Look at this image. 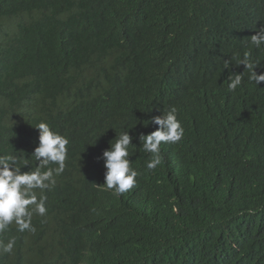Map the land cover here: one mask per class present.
I'll list each match as a JSON object with an SVG mask.
<instances>
[{
	"label": "trees",
	"instance_id": "trees-1",
	"mask_svg": "<svg viewBox=\"0 0 264 264\" xmlns=\"http://www.w3.org/2000/svg\"><path fill=\"white\" fill-rule=\"evenodd\" d=\"M262 26L264 0H0V152L35 167L41 120L70 141L0 264H264V89L227 88L245 51L264 73ZM170 106L185 134L150 171L139 134ZM126 127L141 175L117 196L100 157Z\"/></svg>",
	"mask_w": 264,
	"mask_h": 264
},
{
	"label": "clouds",
	"instance_id": "clouds-1",
	"mask_svg": "<svg viewBox=\"0 0 264 264\" xmlns=\"http://www.w3.org/2000/svg\"><path fill=\"white\" fill-rule=\"evenodd\" d=\"M249 47L256 49L264 48V26L249 38ZM260 60H253L250 51H245L243 58L237 60L236 65H244L243 74L230 73L228 79V91L235 92L244 83L245 73L248 80L253 82L259 89L264 82V73L257 74ZM224 68H230V61L224 62ZM162 114L152 118V123L158 125L157 130L139 134L140 149L151 154L146 162L147 170H155L162 163V143L177 144L185 134V128L179 119L177 107H164ZM39 130V143L31 154V159L36 161L35 167L28 171L23 169L30 165L23 157L12 152H0V235L6 234L14 224L19 233H35L33 225L34 216L43 217L47 213V195L56 184L55 177L64 173L66 160L68 159L69 138L67 134L54 129L45 120L35 125ZM131 129V128H130ZM129 128L119 133L116 132L114 140L110 141V147L103 151L105 182L104 188L111 190L115 195H122L138 183L141 175L132 167V149L137 148L133 144L134 137ZM96 143V142H95ZM55 165V167H53ZM16 245V237L11 236L5 240L0 239V253L12 254Z\"/></svg>",
	"mask_w": 264,
	"mask_h": 264
}]
</instances>
